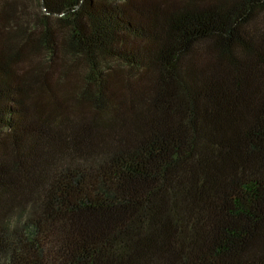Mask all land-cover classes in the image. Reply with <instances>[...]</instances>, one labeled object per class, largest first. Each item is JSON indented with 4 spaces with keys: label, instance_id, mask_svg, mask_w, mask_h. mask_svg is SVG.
I'll use <instances>...</instances> for the list:
<instances>
[{
    "label": "trees",
    "instance_id": "trees-1",
    "mask_svg": "<svg viewBox=\"0 0 264 264\" xmlns=\"http://www.w3.org/2000/svg\"><path fill=\"white\" fill-rule=\"evenodd\" d=\"M0 264H264V0H0Z\"/></svg>",
    "mask_w": 264,
    "mask_h": 264
},
{
    "label": "rangeland",
    "instance_id": "rangeland-1",
    "mask_svg": "<svg viewBox=\"0 0 264 264\" xmlns=\"http://www.w3.org/2000/svg\"><path fill=\"white\" fill-rule=\"evenodd\" d=\"M29 3H30V1H29ZM29 3H28V4H29ZM30 7H31V10H33V11H35V12L38 11L37 8H36V6H35V2H34V1H32V4L30 5Z\"/></svg>",
    "mask_w": 264,
    "mask_h": 264
}]
</instances>
